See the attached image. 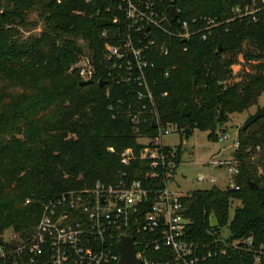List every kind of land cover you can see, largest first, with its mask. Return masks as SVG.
<instances>
[{
  "label": "trees",
  "instance_id": "trees-1",
  "mask_svg": "<svg viewBox=\"0 0 264 264\" xmlns=\"http://www.w3.org/2000/svg\"><path fill=\"white\" fill-rule=\"evenodd\" d=\"M147 1L167 17V33L129 31L120 0H0V244L6 251L30 238L46 201L97 182L115 183L123 172L130 180H145V162L121 164L126 149L142 147L127 114L128 105L140 102L137 85L121 80L123 61L114 67V60H106V44L120 45L128 32L136 48L142 47L138 37L169 44L168 56L152 48L154 67L148 73L162 123L177 126L182 139L216 124L208 138L218 142L231 115L249 111L264 97V0H174L175 15L173 0ZM254 3L260 10L253 15L236 13ZM32 10L46 29L39 38L20 42L15 27L23 26ZM116 17L119 25H97L101 18ZM186 31L188 40L180 36ZM84 51L93 55L97 71L92 83L80 86L69 69ZM214 53L226 66L227 80L242 55L248 69L240 81H218ZM185 107L189 116L183 115ZM144 129L153 133L150 124ZM237 142L233 160L239 174L232 179L240 189L213 186L183 198L188 242L215 243L222 240L221 230L229 229L227 253L206 264H264V118L239 129ZM234 201L241 205L230 218ZM213 214L217 227L211 226ZM7 229L17 239L4 241ZM14 261L13 255L0 256V264Z\"/></svg>",
  "mask_w": 264,
  "mask_h": 264
},
{
  "label": "built area",
  "instance_id": "built-area-1",
  "mask_svg": "<svg viewBox=\"0 0 264 264\" xmlns=\"http://www.w3.org/2000/svg\"><path fill=\"white\" fill-rule=\"evenodd\" d=\"M120 1L124 4L119 10L125 13L129 31L138 35L144 34V30L147 33L168 32L170 22L159 9H153L155 3ZM259 10L254 3L236 9V13L248 16ZM111 21L113 25H119V18ZM182 26L188 29L186 22ZM186 32L180 36L188 40L191 35ZM102 36L107 37L108 33L104 31ZM136 42L142 47H135L128 32L120 45L106 44L104 51L106 60H114V67L123 61L124 64L118 66L125 68L121 80L137 85L135 91L140 103L128 105L127 114L142 147L139 151L126 149L121 154V164L129 167L135 161L145 162L148 168L145 180H130L123 172L115 183L97 182L90 189L67 191L46 201L30 238L16 241L10 252L0 244L2 258L13 255L14 264H120V240L132 236L141 264H206L227 253L228 244L224 240L215 243L187 241L189 220L183 203L187 194L182 192L176 180L183 161L178 162V147L164 143L166 136L179 133V130L172 123H162L148 73L154 67L152 48L159 47L160 53L168 56L170 47L163 41L157 45L160 41L155 39L145 42L142 37ZM96 71L97 64L89 51H84L69 69V73H75L81 82L93 81ZM148 124L153 133H143ZM221 138L225 139V135ZM238 146L236 141L234 147ZM216 166H225L232 177L239 174L235 161ZM206 182L213 187L217 179L203 175L197 178L198 184ZM228 186L240 189L234 183Z\"/></svg>",
  "mask_w": 264,
  "mask_h": 264
},
{
  "label": "rangeland",
  "instance_id": "rangeland-1",
  "mask_svg": "<svg viewBox=\"0 0 264 264\" xmlns=\"http://www.w3.org/2000/svg\"><path fill=\"white\" fill-rule=\"evenodd\" d=\"M57 1L58 3H61L63 0ZM15 28H17V36L18 39H20V42H27L31 39L39 38L42 32L46 29V25L39 12L32 10L28 14L26 23L23 26H16ZM79 44L86 50L85 43L82 40H79ZM227 57L228 56H225L226 59ZM237 59L238 63L232 66V73L229 77L230 80H227L226 82L234 83L240 81L241 75L245 72V69H248L242 55H239ZM11 92L14 95L20 94L19 90H13ZM257 106H264V97L259 100ZM257 106L252 107L249 111L242 114L231 115L230 121L225 126V139L221 138L218 142H212L209 140V131L206 132L199 129L194 130V134L189 140L182 139L180 133H172L164 138V143L169 146L179 147L181 144L180 149L183 151V163L179 168L176 180L183 193L189 195L195 190L211 189L212 185H210L209 182L204 184L197 183V178L202 175L207 176L208 178H216L217 182L215 183V186L217 188L225 189L228 185L233 183L232 176L229 174L226 167H218L216 165L234 161L233 153L236 150L234 143L238 139L239 129L242 128L246 119L251 114L255 113ZM240 205L241 203L239 201H234L232 203L230 218L233 217L235 209ZM221 235L222 240L228 238L230 236L229 229L227 227L223 228L221 230ZM17 237V234H15L12 229H7L5 230L2 239L4 241H12L13 239H17Z\"/></svg>",
  "mask_w": 264,
  "mask_h": 264
},
{
  "label": "water",
  "instance_id": "water-1",
  "mask_svg": "<svg viewBox=\"0 0 264 264\" xmlns=\"http://www.w3.org/2000/svg\"><path fill=\"white\" fill-rule=\"evenodd\" d=\"M174 0L172 2V5L170 7V11L172 15H175V7H174ZM97 25L99 28H104L107 26L113 25L112 21L109 19H99L97 21ZM124 45L125 43H121ZM214 64L215 69L218 73V81L220 83H225L227 81V70L225 64L218 58L217 53H214ZM93 81H83L80 82V86H86ZM105 82H101L100 85L103 86ZM184 116H189L190 112L188 111V108H184L183 112ZM264 118V106H257L255 113L251 114L246 121L244 122L242 129L247 130L251 125L256 123L258 120ZM130 122V121H129ZM217 131V125L214 124L212 127H210L209 132H216ZM248 184L251 187H256V184L252 183L251 180H248ZM211 226L217 227L218 221L215 216V214L212 215L211 218ZM134 239L135 237L132 236L130 238L128 237H122L119 243V252H120V264H141V261L137 259L136 257V250L134 248Z\"/></svg>",
  "mask_w": 264,
  "mask_h": 264
},
{
  "label": "crops",
  "instance_id": "crops-1",
  "mask_svg": "<svg viewBox=\"0 0 264 264\" xmlns=\"http://www.w3.org/2000/svg\"><path fill=\"white\" fill-rule=\"evenodd\" d=\"M215 186V185H214Z\"/></svg>",
  "mask_w": 264,
  "mask_h": 264
}]
</instances>
